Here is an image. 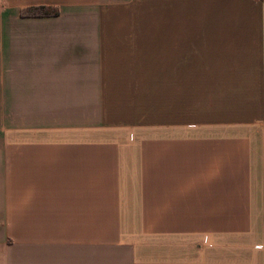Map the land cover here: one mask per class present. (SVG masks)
I'll list each match as a JSON object with an SVG mask.
<instances>
[{
    "label": "crops",
    "instance_id": "crops-1",
    "mask_svg": "<svg viewBox=\"0 0 264 264\" xmlns=\"http://www.w3.org/2000/svg\"><path fill=\"white\" fill-rule=\"evenodd\" d=\"M0 264H264V0H0Z\"/></svg>",
    "mask_w": 264,
    "mask_h": 264
},
{
    "label": "trees",
    "instance_id": "trees-1",
    "mask_svg": "<svg viewBox=\"0 0 264 264\" xmlns=\"http://www.w3.org/2000/svg\"><path fill=\"white\" fill-rule=\"evenodd\" d=\"M58 15L56 9L50 7H32L23 9L20 12L21 17H54Z\"/></svg>",
    "mask_w": 264,
    "mask_h": 264
}]
</instances>
